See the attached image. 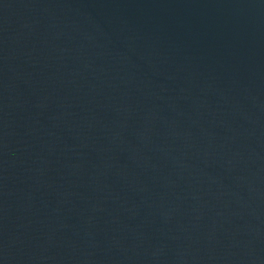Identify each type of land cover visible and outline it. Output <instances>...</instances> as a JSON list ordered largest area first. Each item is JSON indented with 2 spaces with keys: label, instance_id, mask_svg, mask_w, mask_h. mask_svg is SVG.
<instances>
[{
  "label": "water",
  "instance_id": "95a60500",
  "mask_svg": "<svg viewBox=\"0 0 264 264\" xmlns=\"http://www.w3.org/2000/svg\"><path fill=\"white\" fill-rule=\"evenodd\" d=\"M0 264H264V0H0Z\"/></svg>",
  "mask_w": 264,
  "mask_h": 264
}]
</instances>
